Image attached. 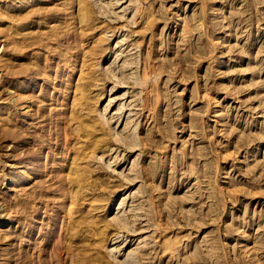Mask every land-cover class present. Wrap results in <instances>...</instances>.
<instances>
[{
    "label": "rangeland",
    "instance_id": "obj_1",
    "mask_svg": "<svg viewBox=\"0 0 264 264\" xmlns=\"http://www.w3.org/2000/svg\"><path fill=\"white\" fill-rule=\"evenodd\" d=\"M0 264H264V0H0Z\"/></svg>",
    "mask_w": 264,
    "mask_h": 264
}]
</instances>
